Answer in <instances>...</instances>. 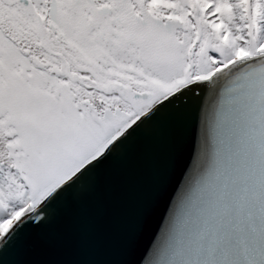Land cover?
I'll use <instances>...</instances> for the list:
<instances>
[{"label": "snow or ice", "instance_id": "snow-or-ice-1", "mask_svg": "<svg viewBox=\"0 0 264 264\" xmlns=\"http://www.w3.org/2000/svg\"><path fill=\"white\" fill-rule=\"evenodd\" d=\"M0 264H264V0H0Z\"/></svg>", "mask_w": 264, "mask_h": 264}]
</instances>
